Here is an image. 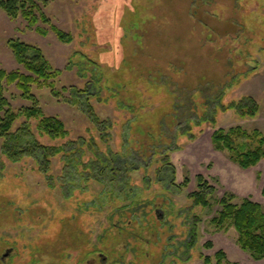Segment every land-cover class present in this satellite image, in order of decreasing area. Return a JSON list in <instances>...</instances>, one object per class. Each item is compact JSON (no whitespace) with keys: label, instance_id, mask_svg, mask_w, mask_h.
<instances>
[{"label":"rangeland","instance_id":"1","mask_svg":"<svg viewBox=\"0 0 264 264\" xmlns=\"http://www.w3.org/2000/svg\"><path fill=\"white\" fill-rule=\"evenodd\" d=\"M192 2L47 0L44 12L72 34L69 42L0 9V68L24 70L9 38L40 47L62 70L55 79L62 95L36 84L32 90L68 131L50 138L29 119L18 146L38 145L17 160L0 139V264H214L218 249L226 254L222 264H264L239 245L233 225L212 220L221 196L233 194L235 203L250 196L264 207V159L247 168L233 160L237 149L258 143L254 128L264 132V0L240 1L241 25L228 19L231 0L202 1L195 15ZM229 70L235 77L220 103L250 94L259 104L254 116L221 105L207 110L197 96L198 111H209L214 123L194 125L193 137L179 135L167 150L159 141L152 159L138 152L162 138V122L170 121L176 85L162 83V74L195 87L222 81ZM5 95L14 108L30 104L15 84H6ZM24 121L20 116L13 129ZM231 126L241 128L233 134L235 150L216 149L212 131ZM41 144L62 147L46 157V171ZM199 173L214 185L209 206L190 197ZM124 207L135 211L122 229Z\"/></svg>","mask_w":264,"mask_h":264},{"label":"trees","instance_id":"2","mask_svg":"<svg viewBox=\"0 0 264 264\" xmlns=\"http://www.w3.org/2000/svg\"><path fill=\"white\" fill-rule=\"evenodd\" d=\"M205 1L207 4L213 0H193L192 14L198 12V7ZM232 13L230 12L229 21L232 24L241 25L237 16V9L241 0H231ZM47 3V0H0V9L5 11L10 17H16L22 15L27 21L29 26L36 25V29L46 34L49 30H52L56 37L65 42L72 40V34L58 27L49 16L46 15L42 6ZM42 22L43 25L38 24ZM243 29V28H241ZM8 45L11 48L15 60L23 67L21 69L6 70L0 68V139H3V151L5 154L13 160H17L20 156L34 154L37 143L31 145L18 146L22 138V133L28 130V120L36 119V126L40 134H45L50 138H64L68 131L66 129L64 121L56 115L45 114L38 97L32 90V85L36 84L39 87L46 86L51 89V92L55 96L62 95V92L56 87L55 79L61 74L62 70L52 66L49 60L46 58L41 48L32 43L26 42L19 38H9ZM235 74L231 70L226 72L225 78L222 81L217 82H202L195 87H186L181 84H177L170 78L167 80L165 75L162 74L160 81L162 83L169 82L171 85H176L174 91L177 94L172 99V107L169 111H165L169 115L170 121L167 125L163 123L165 132H162L158 140L153 137L154 144L149 145L148 149L143 146L140 148L139 153L144 156L145 152H149L150 159L153 158L155 152L153 147L160 141L164 150H167L168 145L175 144L179 135L187 134L193 137L192 132L194 125L199 124L201 121L215 122L214 116L209 115V110L212 106L221 105L224 109L233 108L241 116L250 115L254 116L258 111L259 104L255 97L250 94L243 95L239 100L232 101L228 105L221 104V98L224 91L230 87L233 83ZM165 79V80H164ZM6 84H15L20 90V96L29 100V105H22L18 108L12 107L9 99L5 95ZM64 90L68 87L64 86ZM74 92H78L76 88H72ZM73 92V93H74ZM80 93V91H79ZM197 96L202 99V104L207 108L206 111H198ZM88 117L96 122L97 117L94 115L91 107L88 105L86 110ZM24 116V121L16 129L13 126L16 120ZM164 121V120H163ZM193 122V123H192ZM162 123L160 126L162 127ZM236 131H241L240 126H231L229 129L222 127L215 128L211 134V141L216 149L235 150L233 145V134ZM245 135L250 134L242 130ZM255 135H258V143L251 145L247 148L237 149L233 160L241 167L247 168L252 165H256L262 159H264V132L258 128L253 130ZM168 140L170 143L165 142ZM44 152L45 159L41 162L40 168L46 171L49 154H54L61 151L62 147L40 145ZM152 146V148H150ZM150 148V149H149ZM164 150L162 152H164ZM34 151V152H33ZM167 158V155L164 159ZM149 159V160H150ZM148 163V162H147ZM197 189L190 192V197L195 204L209 206L210 195L214 191V185L210 184L201 173L197 174ZM262 194L264 195V186L262 187ZM226 196L218 198V202L221 204V209L218 216L212 220L219 226L225 227L227 224H231L235 227L238 237L239 245L251 252V255L255 259L264 257V207L263 205L253 200L250 196L245 197L242 202L235 203ZM125 211H128L127 213ZM134 207L126 210V207L119 209V213L123 214L121 222L125 225H121V228H126L127 225L132 222V219L127 214L133 215ZM122 217V216H121ZM128 217V218H127ZM147 224L148 220H147ZM131 231V230H130ZM134 234L133 232H130ZM191 241V240H190ZM206 245L210 246L211 242H206ZM217 260L214 264H222L226 259V254L223 249H218L215 252ZM209 261L210 258H207Z\"/></svg>","mask_w":264,"mask_h":264}]
</instances>
